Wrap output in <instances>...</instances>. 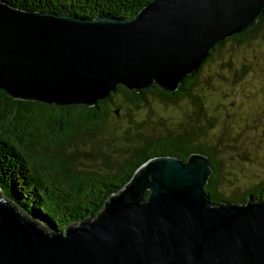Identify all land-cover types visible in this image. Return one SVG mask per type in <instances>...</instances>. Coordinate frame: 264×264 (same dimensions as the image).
Returning a JSON list of instances; mask_svg holds the SVG:
<instances>
[{
	"label": "water",
	"instance_id": "obj_1",
	"mask_svg": "<svg viewBox=\"0 0 264 264\" xmlns=\"http://www.w3.org/2000/svg\"><path fill=\"white\" fill-rule=\"evenodd\" d=\"M263 13L264 0H152L129 18L0 2V90L60 107L94 106L118 85L174 92ZM212 173L200 152L150 158L97 215L60 230L0 187V264H264V199L211 202Z\"/></svg>",
	"mask_w": 264,
	"mask_h": 264
},
{
	"label": "trees",
	"instance_id": "obj_2",
	"mask_svg": "<svg viewBox=\"0 0 264 264\" xmlns=\"http://www.w3.org/2000/svg\"><path fill=\"white\" fill-rule=\"evenodd\" d=\"M151 1L0 0L23 11L71 14L81 18H96L104 13L129 18ZM263 21L264 13L250 30L212 48L201 65L185 77L174 92L155 85L134 92L118 85L108 98L94 106L60 107L16 99L0 90L1 189L22 209L60 230L97 215L106 201L129 183L134 171L148 159L169 155L185 161L190 154L200 152L208 156L213 167L203 191L211 202L217 203L221 198L215 193L219 184L216 180L219 170L214 160L216 150L203 146L206 137L203 133L209 132L206 126L212 127L213 117L205 119L206 110L200 97L189 100L195 105L194 120L188 117L178 128H174L173 123H165L158 112L154 113V118L148 112L146 117L135 121L129 108L136 115L147 111L149 94L164 104H176L181 97L192 95V89L203 80L204 68L214 55L227 44L240 45L248 38H256ZM110 117L117 118L111 120ZM203 119L205 125L198 126ZM195 122L197 127L193 126ZM117 138L122 141L117 143ZM148 193H144V199ZM249 197L264 199V181L244 191L240 198L225 197L224 200L245 202Z\"/></svg>",
	"mask_w": 264,
	"mask_h": 264
},
{
	"label": "rangeland",
	"instance_id": "obj_3",
	"mask_svg": "<svg viewBox=\"0 0 264 264\" xmlns=\"http://www.w3.org/2000/svg\"><path fill=\"white\" fill-rule=\"evenodd\" d=\"M198 96L206 110L205 119L213 117L212 127L206 126L209 132L203 133V146L216 150L219 184L215 193L221 199L240 198L264 181V21L256 38L240 45L227 44L214 55L192 95L181 97L176 104H164L149 94L148 110L136 115L129 108V114L137 121L148 112L153 118L158 112L165 123L178 128L188 117L194 120L196 109L189 100ZM204 121H197L198 126L205 125ZM124 122L121 120L122 126ZM197 122L193 126L197 127ZM120 141L117 138V143Z\"/></svg>",
	"mask_w": 264,
	"mask_h": 264
}]
</instances>
